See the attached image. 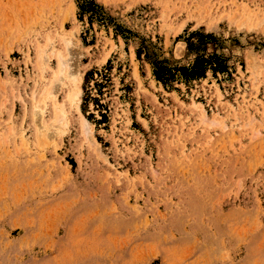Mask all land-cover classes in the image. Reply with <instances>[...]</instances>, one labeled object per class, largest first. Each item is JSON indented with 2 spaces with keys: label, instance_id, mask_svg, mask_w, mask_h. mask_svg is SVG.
<instances>
[{
  "label": "rangeland",
  "instance_id": "rangeland-1",
  "mask_svg": "<svg viewBox=\"0 0 264 264\" xmlns=\"http://www.w3.org/2000/svg\"><path fill=\"white\" fill-rule=\"evenodd\" d=\"M0 264H264V0H0Z\"/></svg>",
  "mask_w": 264,
  "mask_h": 264
}]
</instances>
